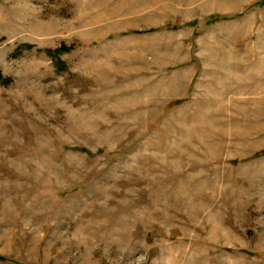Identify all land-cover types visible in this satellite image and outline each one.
<instances>
[{
    "label": "rangeland",
    "instance_id": "obj_1",
    "mask_svg": "<svg viewBox=\"0 0 264 264\" xmlns=\"http://www.w3.org/2000/svg\"><path fill=\"white\" fill-rule=\"evenodd\" d=\"M0 256L264 264V0H0Z\"/></svg>",
    "mask_w": 264,
    "mask_h": 264
},
{
    "label": "trees",
    "instance_id": "obj_2",
    "mask_svg": "<svg viewBox=\"0 0 264 264\" xmlns=\"http://www.w3.org/2000/svg\"><path fill=\"white\" fill-rule=\"evenodd\" d=\"M217 19H214V21H216ZM70 49L67 47V46H61L59 52H65V51H69ZM0 259H3L1 256H0Z\"/></svg>",
    "mask_w": 264,
    "mask_h": 264
}]
</instances>
